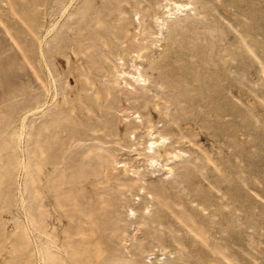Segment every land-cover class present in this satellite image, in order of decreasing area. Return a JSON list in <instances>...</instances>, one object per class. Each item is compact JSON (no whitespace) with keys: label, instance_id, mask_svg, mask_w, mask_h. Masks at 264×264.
I'll return each instance as SVG.
<instances>
[{"label":"rangeland","instance_id":"1","mask_svg":"<svg viewBox=\"0 0 264 264\" xmlns=\"http://www.w3.org/2000/svg\"><path fill=\"white\" fill-rule=\"evenodd\" d=\"M0 264H264V0H0Z\"/></svg>","mask_w":264,"mask_h":264}]
</instances>
